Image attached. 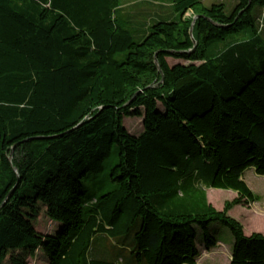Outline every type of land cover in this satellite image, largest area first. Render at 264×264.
I'll return each mask as SVG.
<instances>
[{
  "label": "trees",
  "instance_id": "trees-1",
  "mask_svg": "<svg viewBox=\"0 0 264 264\" xmlns=\"http://www.w3.org/2000/svg\"><path fill=\"white\" fill-rule=\"evenodd\" d=\"M167 1L137 29L122 0H0V264H196L213 222L228 264H264V233L228 215L259 199L244 171L264 176V0ZM207 188L236 197L217 210Z\"/></svg>",
  "mask_w": 264,
  "mask_h": 264
},
{
  "label": "rangeland",
  "instance_id": "rangeland-1",
  "mask_svg": "<svg viewBox=\"0 0 264 264\" xmlns=\"http://www.w3.org/2000/svg\"><path fill=\"white\" fill-rule=\"evenodd\" d=\"M125 14L130 15V20L137 29L148 24L151 18L157 16L173 17L167 0H122ZM216 2H222L226 9L229 10L235 3V0H202L205 6H209ZM159 10L156 12V8ZM186 18L192 17V11H188ZM257 22L259 30L264 34V7L258 11ZM168 64L175 63L186 64L188 61L183 59L166 58ZM123 126L129 133L138 135L142 131L141 118L136 116L123 117ZM243 180L247 186L255 193L259 199L247 206L236 205L228 215L238 220L246 235L252 232L264 233V176L257 175L252 167L247 168L243 173ZM207 201L217 210H221L226 201L236 197V192L228 189L207 188ZM40 213L35 220V229L42 233L53 232L57 224L49 220L44 214V207L38 205ZM205 233L209 234L216 240V245L209 250L205 249ZM234 237L228 227L213 222L210 223L206 230L196 227V246L200 253L196 259V264H228L230 259L231 247ZM98 247L103 246V242L98 241ZM27 264H41L43 261L41 251H37L33 258L26 256Z\"/></svg>",
  "mask_w": 264,
  "mask_h": 264
},
{
  "label": "water",
  "instance_id": "water-1",
  "mask_svg": "<svg viewBox=\"0 0 264 264\" xmlns=\"http://www.w3.org/2000/svg\"><path fill=\"white\" fill-rule=\"evenodd\" d=\"M196 18H197V16H194L193 17V20H192L191 25H190V28H189V35H190V38H191V40L193 42V47H192V49L190 51H194V49L196 47V41H195V39L192 36V28H193V25H194V22H195ZM155 63H157L156 59H155Z\"/></svg>",
  "mask_w": 264,
  "mask_h": 264
},
{
  "label": "crops",
  "instance_id": "crops-1",
  "mask_svg": "<svg viewBox=\"0 0 264 264\" xmlns=\"http://www.w3.org/2000/svg\"><path fill=\"white\" fill-rule=\"evenodd\" d=\"M158 10H159V8L157 7V8H156V12H157ZM157 15H159V14H156L155 16H157Z\"/></svg>",
  "mask_w": 264,
  "mask_h": 264
}]
</instances>
